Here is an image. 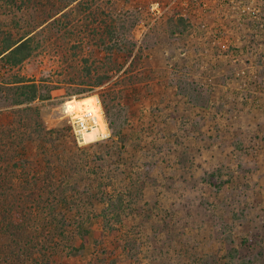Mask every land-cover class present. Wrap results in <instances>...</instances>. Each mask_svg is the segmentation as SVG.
Instances as JSON below:
<instances>
[{"label": "rangeland", "instance_id": "1", "mask_svg": "<svg viewBox=\"0 0 264 264\" xmlns=\"http://www.w3.org/2000/svg\"><path fill=\"white\" fill-rule=\"evenodd\" d=\"M92 1L109 16L91 17ZM92 1L59 14L69 0H0V49L31 36L19 64L0 56V112L35 108L52 131L45 141L22 132L24 149L3 165L13 174L40 173L52 155L73 150L78 173L95 174L83 182L96 188L91 196L114 202L131 189L124 216L110 220L113 236L94 196L84 201L88 234L79 254L47 245L46 256L54 264H264V24H242L239 11L220 0ZM180 19L188 26L171 34ZM106 23L125 42L111 52L100 39ZM105 75L101 87H83ZM19 80L36 83L35 101H7ZM93 96L108 135L83 144L65 101ZM11 117L17 137L19 119ZM20 117L27 122L26 113ZM57 213L75 233L77 212L66 206ZM47 219L38 212L28 223L53 233L55 223L41 228Z\"/></svg>", "mask_w": 264, "mask_h": 264}, {"label": "trees", "instance_id": "2", "mask_svg": "<svg viewBox=\"0 0 264 264\" xmlns=\"http://www.w3.org/2000/svg\"><path fill=\"white\" fill-rule=\"evenodd\" d=\"M80 0H69L70 3L63 4L62 8L57 12L59 14H64L66 8L69 4L77 3ZM92 1V0H91ZM6 2V1H5ZM109 0H106L104 6H107ZM25 4L20 2V4ZM97 2H91L90 5ZM91 17L96 18V11H99L100 15L105 14V9L99 6L91 8ZM57 13V14H58ZM109 16L105 14V17ZM186 23V22H185ZM180 19L177 21L175 28L170 30L172 32L179 31L182 26H188ZM106 31L101 37V42L105 45L107 51L111 52L118 48V45H125L124 40H119L118 31L115 30L114 25H109L106 23ZM188 28V27H187ZM7 42V41H5ZM4 42V43H5ZM31 42V36L17 39L15 41H10V43H2L4 46L0 49V56L7 59L13 65L19 64L23 61L29 52ZM130 54V52H129ZM110 76H98L96 79L84 80L83 83L89 89L99 88L102 84L109 79ZM19 84L16 85L14 98L10 97V92L7 91L5 97L7 101L21 105L28 102H33L38 97V86L32 80H19ZM2 93V91H1ZM50 93V92H49ZM48 93V97L51 98ZM41 99H45L46 96L40 95ZM104 106V105H103ZM26 113L28 116L27 122H22L20 115ZM16 114L19 119L21 132L18 133L19 136L11 134L17 131V127H14V120L11 115ZM0 263L1 264H54L55 259L52 261L46 256L48 248L47 245H54L53 248H63L62 253L65 255L79 254L78 248H83L84 244L87 242L88 231L84 227L83 218V208L84 201L90 199L95 191H89L88 185L83 184L86 177H90L95 174H85L82 176L78 173L80 167V160H75V151L73 150H63L61 153L64 155L63 158L56 154L52 155V159L47 160L43 172L40 173H29L28 171H19V173L11 172L4 163L13 158L15 150L24 149V136L25 130L30 129L28 132L29 138L33 135L41 141H45L47 136L52 135V131L45 130L42 121L40 120V114L35 108H21L10 112H0ZM3 129V130H2ZM7 129V130H6ZM6 130V131H5ZM21 133V134H20ZM57 137V140L60 138ZM57 140H50L55 143ZM55 154V153H54ZM51 155V154H50ZM58 156L60 159L57 161L55 157ZM56 160V161H55ZM14 167L21 165L20 163H13ZM75 175H78L81 179L75 183H72V179ZM86 176V177H85ZM112 176V175H111ZM84 177V178H82ZM87 179V178H86ZM70 185H66V181H70ZM87 185L86 188H84ZM86 189V190H84ZM127 195V196H126ZM131 189L128 187L124 192L116 195L115 201L105 199L102 196L98 197L97 200L102 201L105 204V208L102 210L101 217L105 221V227L107 232L113 236L115 230L111 229L110 220L112 216L114 218H122L126 212L128 205L124 204V197H130ZM124 200V201H123ZM38 206V203H42ZM37 203V204H36ZM68 206L72 211H76L78 214V222L75 220V233L79 234L81 237V242L79 246L74 244L75 233L71 232L67 228V222L63 214L57 213L59 208H64ZM36 209V211H35ZM36 212V213H35ZM46 212L50 220L47 219L45 224L42 225V229H47L48 226L56 224V228L53 233H45L40 231L38 227V222H30L31 217L37 213ZM29 229L35 230L30 231ZM47 234L41 238L39 234ZM56 240V241H54ZM53 243V244H51ZM48 253V252H47ZM61 253V256L63 254ZM48 262V263H47Z\"/></svg>", "mask_w": 264, "mask_h": 264}, {"label": "built area", "instance_id": "3", "mask_svg": "<svg viewBox=\"0 0 264 264\" xmlns=\"http://www.w3.org/2000/svg\"><path fill=\"white\" fill-rule=\"evenodd\" d=\"M214 2L216 0H213ZM223 3L226 2L227 6L234 10L239 11V17H241L242 24H251L255 26H262L264 24V0H220ZM202 6L205 5L203 0H200ZM154 8L157 10L158 3L153 4ZM80 101V100H77ZM98 110L97 113L100 115V118L105 123L106 121L103 115V112L100 108L99 100L97 99ZM65 117L68 118V121L71 125L72 133L75 136L76 140L83 141V133L89 132L93 128L97 127L95 121L97 120L95 114L90 109V107L80 108L76 110V100L70 99L65 101ZM108 132V129H107ZM108 135V133H107ZM100 138L106 136H99ZM79 142V141H78Z\"/></svg>", "mask_w": 264, "mask_h": 264}, {"label": "bare ground", "instance_id": "4", "mask_svg": "<svg viewBox=\"0 0 264 264\" xmlns=\"http://www.w3.org/2000/svg\"><path fill=\"white\" fill-rule=\"evenodd\" d=\"M85 106L90 107V109L95 114V117L97 119L95 123L97 124V127L93 128L89 132L83 133V136H82L83 144L96 140L97 138H99V136H107V127L105 123L103 122V120L100 118V115L97 113V110H98L97 98L93 96V97H87V98L81 99L80 101L76 100V110L82 107L85 108Z\"/></svg>", "mask_w": 264, "mask_h": 264}]
</instances>
